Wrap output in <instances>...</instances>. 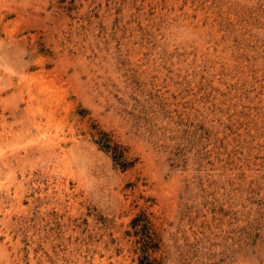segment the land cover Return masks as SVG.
I'll return each instance as SVG.
<instances>
[{
  "label": "rangeland",
  "instance_id": "1",
  "mask_svg": "<svg viewBox=\"0 0 264 264\" xmlns=\"http://www.w3.org/2000/svg\"><path fill=\"white\" fill-rule=\"evenodd\" d=\"M0 264H264V0H0Z\"/></svg>",
  "mask_w": 264,
  "mask_h": 264
}]
</instances>
